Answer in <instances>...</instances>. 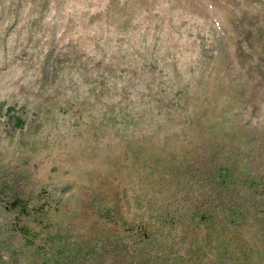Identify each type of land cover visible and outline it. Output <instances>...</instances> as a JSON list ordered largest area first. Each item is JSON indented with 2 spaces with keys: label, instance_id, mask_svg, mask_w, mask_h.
I'll return each mask as SVG.
<instances>
[{
  "label": "rangeland",
  "instance_id": "1",
  "mask_svg": "<svg viewBox=\"0 0 264 264\" xmlns=\"http://www.w3.org/2000/svg\"><path fill=\"white\" fill-rule=\"evenodd\" d=\"M102 1L0 0V264H264V0Z\"/></svg>",
  "mask_w": 264,
  "mask_h": 264
},
{
  "label": "trees",
  "instance_id": "2",
  "mask_svg": "<svg viewBox=\"0 0 264 264\" xmlns=\"http://www.w3.org/2000/svg\"><path fill=\"white\" fill-rule=\"evenodd\" d=\"M197 2V4H201L204 5V7L207 9V13L209 12V8L211 10H213V6L211 4V2L209 0H192ZM127 6L124 5L121 9V14L126 17L127 16ZM99 13L101 14V18H106L109 23H105L106 25H110L112 20L115 18V14H116V4H115V0H103L100 7H99ZM214 27L219 30L220 32H222V26L220 24H215ZM111 38L110 37H104L103 40L109 41ZM95 42H97V44H99V42L97 39L94 40ZM110 42V41H109ZM155 55H153L154 57ZM174 62H178V60H181V56L175 55L171 58ZM176 63H173L175 66H177Z\"/></svg>",
  "mask_w": 264,
  "mask_h": 264
}]
</instances>
